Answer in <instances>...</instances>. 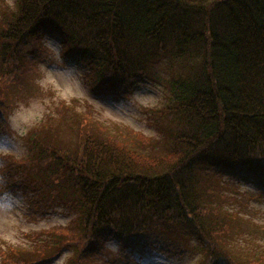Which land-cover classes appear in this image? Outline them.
<instances>
[{"label":"trees","instance_id":"16d2710c","mask_svg":"<svg viewBox=\"0 0 264 264\" xmlns=\"http://www.w3.org/2000/svg\"><path fill=\"white\" fill-rule=\"evenodd\" d=\"M4 22V63L18 49L36 54L28 36L56 26L69 54L89 66L97 96L131 86L160 62L170 70L161 79L166 101L148 107L161 136L102 125L92 106L67 146L66 115L55 133L51 121L29 130L30 153L7 156L2 191L28 196L31 221L55 200L76 215L27 234L36 238L30 246L6 244L5 264H49L67 250V264L182 254L184 238L174 240L173 229L196 239L195 264H264V242L237 243L240 213L224 207L237 198L227 189L237 193L241 183L253 186L240 196L243 209L253 212L252 200L264 195V0H17ZM2 105L0 94V114ZM106 238L119 249L110 251Z\"/></svg>","mask_w":264,"mask_h":264},{"label":"rangeland","instance_id":"374dc122","mask_svg":"<svg viewBox=\"0 0 264 264\" xmlns=\"http://www.w3.org/2000/svg\"><path fill=\"white\" fill-rule=\"evenodd\" d=\"M16 3L17 0H0V30L4 27V20L10 18L16 9ZM28 37L36 54L18 49L14 58L4 63L0 50V94L4 111L0 114V251L6 248V244L30 246L36 238L32 241L27 234L67 224L76 215L75 210L64 205L63 201L55 200L43 216L31 221L28 196L2 191L1 187L6 182L2 167L10 162L7 156L25 158L29 155L26 138L34 125L51 121V130L55 133V126L63 123L61 116L66 115L68 120L63 123L60 137L64 139L62 144L67 146L69 142L78 140L80 116L92 106L95 121L102 125L113 128L120 123L161 136V129L151 123L148 107L163 104L167 98V88L161 80L170 74L166 63L154 65L139 81L127 88L118 87L114 92L97 96L93 93V89L97 88L95 83L87 77L89 66L69 54L70 45L62 29L45 25ZM71 127L75 128V133ZM46 130L48 127L41 129L38 135ZM230 189H227L228 196L236 195L237 198L228 197L224 207L240 213L239 218L233 219L234 226L238 232L240 229L244 232L243 236L235 235V241L243 247L251 242L255 247L256 241L264 242V195L252 200L253 212H249L243 209L239 199L253 186L241 183L237 193ZM173 233L177 234L174 240L184 238L182 254L175 251H156L143 256L130 253V263L117 256L105 255L104 258H108L110 264H195L201 253L194 236L178 229H173L168 235ZM104 243L110 251L120 247L116 239L106 238ZM71 255V250L64 251L49 264H67ZM8 258L0 253V264H5Z\"/></svg>","mask_w":264,"mask_h":264}]
</instances>
